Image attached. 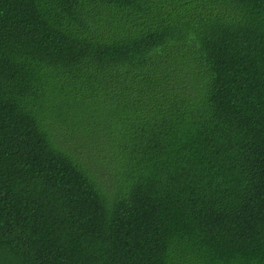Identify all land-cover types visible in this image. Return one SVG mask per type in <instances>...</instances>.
Returning <instances> with one entry per match:
<instances>
[{
    "label": "trees",
    "instance_id": "1",
    "mask_svg": "<svg viewBox=\"0 0 264 264\" xmlns=\"http://www.w3.org/2000/svg\"><path fill=\"white\" fill-rule=\"evenodd\" d=\"M0 264H264V0H0Z\"/></svg>",
    "mask_w": 264,
    "mask_h": 264
}]
</instances>
